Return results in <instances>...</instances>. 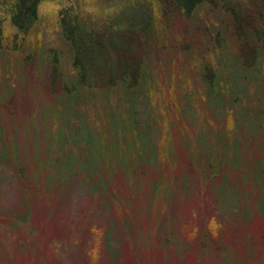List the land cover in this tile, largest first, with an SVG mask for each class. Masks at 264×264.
Instances as JSON below:
<instances>
[{
	"label": "rangeland",
	"instance_id": "rangeland-1",
	"mask_svg": "<svg viewBox=\"0 0 264 264\" xmlns=\"http://www.w3.org/2000/svg\"><path fill=\"white\" fill-rule=\"evenodd\" d=\"M82 1L87 13L103 22L115 11L130 17L137 0H101L98 7L95 0ZM244 1L253 15L251 24L261 32L259 8L253 9L252 0ZM61 5L52 0L42 4L22 52L0 54V264H264V73L237 72V82L241 74L251 88L237 94L238 103L232 101L230 71L237 65L239 41L222 3L213 0L192 17L177 12L164 20L158 17L163 26L154 29L147 49L152 67L148 75L159 80L152 100L164 123L157 134L162 135L161 144L155 140L163 152L161 167L141 168L134 182L113 175L103 195L75 183L52 187V173L58 170L59 180L62 166L70 167L58 157L71 151L81 173L75 181H82L86 155L79 137H73L79 124L73 118L89 114L88 104L72 106L59 81L52 84L53 52L62 54L63 67L70 72L68 47L60 37ZM153 9L160 14L157 4ZM5 34L11 41L14 32L6 28ZM218 36L230 50L224 45L213 52L210 41ZM116 45L129 53V42ZM112 47L110 43L107 48ZM38 50H43L41 59ZM107 54V68L116 70L117 53ZM206 60H224L230 67L221 71L214 90L201 80ZM122 98V92L118 97L112 93L110 103L89 106L96 114V133L108 134L114 142L109 131L118 123L107 124L102 110L119 114ZM144 136L131 145L135 154L152 149ZM168 142L173 150L164 157ZM85 172L93 176L89 169ZM186 176L191 192L179 195L176 182L183 183ZM167 186L169 200L163 196ZM219 191L221 197H216ZM106 248L115 251L114 259Z\"/></svg>",
	"mask_w": 264,
	"mask_h": 264
},
{
	"label": "trees",
	"instance_id": "trees-1",
	"mask_svg": "<svg viewBox=\"0 0 264 264\" xmlns=\"http://www.w3.org/2000/svg\"><path fill=\"white\" fill-rule=\"evenodd\" d=\"M47 1L50 0H0L1 56L4 53L20 54L22 52L26 46L27 37L39 22L40 7ZM52 2H61L62 4L59 11L60 37L68 47L70 61V72H67L65 67H63L62 54L57 51L52 53L50 59L52 84L53 86L57 85L56 81H59L61 93L67 94L66 101L72 102V106L77 108L80 107V104H88L87 111L89 112V114L85 115L84 112L82 115L80 114L81 118L78 115L73 118L75 122L79 123L76 127H73L76 134L73 137H79L77 143L83 145V155H86L82 165V181H75L81 173L77 171L78 167L74 166L75 155L71 151L64 157H58L69 164L70 167L61 165L59 180L57 179L58 170L52 173V187L56 184L72 186L75 183L74 185L77 188L87 187L90 192L103 195L107 192L111 184V178H114L113 175L120 174L126 181L134 182L137 180L135 173H140L144 167H158V169L161 167V154L163 152L159 151L155 140L158 139L161 144L162 135L157 134L161 133L164 123L160 114L161 111L156 106L157 103L152 100V91L155 88L158 89L156 86L159 80L148 75L151 73L152 67L147 49L148 42L155 39L154 29L162 28L163 26L158 17L164 20L172 12L182 13L184 17H192L197 10L203 9L206 5H212L213 0H137L131 4L136 11L130 17L124 12L117 14L115 11L111 17L103 22L97 20L94 15L87 13L82 0H52ZM100 2L101 0H95L96 7L100 5ZM219 2L222 3L225 14L231 18L229 20L237 30L239 41V49L235 56L237 65L230 72L234 77L231 82H233L235 87V90L232 89L231 91L232 101L238 103L240 91L251 88V85H247L246 77L241 76V74L240 83L237 82L235 74L253 69H258L264 73V0H252L253 4H256L253 9L259 8L258 18L262 21V28H260L262 33L251 24V22H254V19H252L253 15H251V10L248 9L249 6L243 5L245 3L244 0H219ZM156 4L160 14L153 9ZM169 5L174 6L172 11L164 9L165 6ZM243 12L246 15V19ZM6 28L14 32L11 41L7 40ZM115 39H117L116 42ZM120 42H129V53L126 51L122 52L120 48L118 50L116 44ZM210 42L213 52L219 51L224 45L227 46L219 36ZM110 43L114 44L112 49L107 48ZM38 51V58L41 59L44 56L43 50L41 52L40 50ZM109 51L114 53V55L117 53L116 63L119 61L120 65L116 67V70H113L114 67L111 68V66L109 69L107 68V64L110 62V55L108 56L107 54ZM29 56L32 57L33 55ZM249 59L252 60L250 63ZM223 61L209 64L206 60V62L202 63L200 69L201 80L211 90H214V82L219 81L221 71H228L230 68L225 67ZM106 78L108 79L104 80ZM7 91L6 98H9L11 89ZM106 92L110 93L107 98L104 95ZM119 92H122L123 95L120 113L118 114L114 110L115 113L110 112L107 109L106 112V107L102 110L107 124L118 123L117 128L115 127L114 130L110 129L109 131L115 139L114 142L108 134L100 136L98 135L99 133H96L99 129L98 124L95 125L94 122L96 114L89 109V106L91 103L98 101L104 104L110 103L112 93H116V97H118ZM231 110H233L232 107ZM57 113L62 114L63 111H57ZM143 118H145V122L141 132L140 126L143 124ZM101 123H104L103 120ZM170 127V129L173 128L171 124ZM141 134L145 135L144 140L148 137L151 141L150 143H152V149H150L148 154L146 153V148L135 154L131 147V145L134 147L135 144L137 145V137L138 135L141 136ZM82 145H79V147H82ZM126 145L128 150L125 148ZM168 145L170 150L165 152L167 155H164V157H169L168 155L173 150V143L168 142ZM137 147L139 148V146ZM7 152L8 150L4 154L6 157L8 155ZM15 157L16 155L14 154ZM66 160H70L71 163ZM94 163H97L100 169L96 170ZM157 163L159 165H156ZM60 164L62 162H59ZM190 164L193 165L191 161ZM86 165L87 167H85ZM87 169L93 173L91 178L85 172ZM218 173H221V171H214V175L209 178L211 183ZM260 176L262 178V175ZM186 177L183 179L184 184L176 182V185L181 187L178 192L179 195L191 192L190 177ZM49 178L51 177L49 176ZM154 189H158L157 185L154 186ZM164 192L165 195L163 196L169 200L171 197L170 187H165ZM220 194L221 192L219 191L216 197H221ZM262 209L264 210V205H262ZM167 228L169 227L166 226ZM107 250L113 251L112 249ZM113 253L114 259L116 253L115 251Z\"/></svg>",
	"mask_w": 264,
	"mask_h": 264
}]
</instances>
